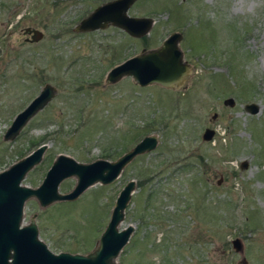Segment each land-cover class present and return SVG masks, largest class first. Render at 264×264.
<instances>
[{"label": "rangeland", "instance_id": "1", "mask_svg": "<svg viewBox=\"0 0 264 264\" xmlns=\"http://www.w3.org/2000/svg\"><path fill=\"white\" fill-rule=\"evenodd\" d=\"M105 1L0 0V170L45 142L41 161L22 180L36 186L60 152L83 162L112 160L145 134L158 143L113 182L94 183L74 200L41 206L28 198L23 223L35 214L52 251L86 253L133 178L119 228L134 230L119 264H234L242 256L234 237L248 264H264V0H133L128 14L152 18L143 36L111 23L74 29ZM33 28L40 39L31 38ZM174 30L190 66L181 83L105 80L113 64ZM45 83L55 96L14 139H3ZM228 96L233 105L223 102ZM250 101L256 113L245 109ZM205 127L215 129L209 140ZM75 181L66 177L58 189L69 191Z\"/></svg>", "mask_w": 264, "mask_h": 264}, {"label": "water", "instance_id": "2", "mask_svg": "<svg viewBox=\"0 0 264 264\" xmlns=\"http://www.w3.org/2000/svg\"><path fill=\"white\" fill-rule=\"evenodd\" d=\"M133 0H107L97 5L88 15L74 26L75 30H92L114 24L132 36H143L152 24L148 16H133L127 10ZM31 38L38 40L43 32L31 29ZM181 32L174 30L154 47H143L138 53L113 64L106 72L105 80L114 83L130 76L139 85L158 83L169 87L181 83L190 66L183 57L179 40ZM56 94V87L45 83L38 93L12 118L3 133V139H14L28 120L41 110ZM223 102L233 105L234 99L226 97ZM245 109L256 113L257 103L250 101ZM215 116V113L214 115ZM215 129L205 127L202 138L209 140ZM158 143L156 134L143 135L129 149L115 159L95 158L89 162L79 161L66 153H58L46 169L36 186L22 183V180L43 157L48 146L42 142L27 154L0 170V264H119L117 256L128 242L134 226L127 224L119 228L124 219L125 208L136 186L131 178L119 190L109 218L100 232L96 245L86 253L52 251L39 237L35 214L23 223L25 201L34 197L41 206L54 201L74 200L88 186L94 183L109 184L122 172L123 168L137 155L153 150ZM246 163L243 161L241 167ZM74 176V186L66 192L58 189L66 177ZM232 247L242 256L234 264H248L243 255V244L239 237L231 239Z\"/></svg>", "mask_w": 264, "mask_h": 264}, {"label": "trees", "instance_id": "3", "mask_svg": "<svg viewBox=\"0 0 264 264\" xmlns=\"http://www.w3.org/2000/svg\"><path fill=\"white\" fill-rule=\"evenodd\" d=\"M107 155V154H106Z\"/></svg>", "mask_w": 264, "mask_h": 264}]
</instances>
